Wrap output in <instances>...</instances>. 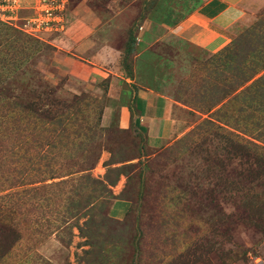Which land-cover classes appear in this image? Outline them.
<instances>
[{
  "label": "rangeland",
  "instance_id": "1",
  "mask_svg": "<svg viewBox=\"0 0 264 264\" xmlns=\"http://www.w3.org/2000/svg\"><path fill=\"white\" fill-rule=\"evenodd\" d=\"M198 1L0 0V264H264V10L210 51L174 31Z\"/></svg>",
  "mask_w": 264,
  "mask_h": 264
},
{
  "label": "crops",
  "instance_id": "2",
  "mask_svg": "<svg viewBox=\"0 0 264 264\" xmlns=\"http://www.w3.org/2000/svg\"><path fill=\"white\" fill-rule=\"evenodd\" d=\"M252 8L254 13L261 12L264 0H199L196 8L177 24L174 31L192 43L217 51L230 42L233 28L243 22ZM110 55H113L112 52H109ZM99 71L98 67H93L89 77H96ZM127 87H123L124 92L132 100L122 108L123 124L138 122L152 146L164 144L176 130L168 100L152 89L139 88L130 93L126 91ZM117 202L118 199L114 201Z\"/></svg>",
  "mask_w": 264,
  "mask_h": 264
},
{
  "label": "built area",
  "instance_id": "3",
  "mask_svg": "<svg viewBox=\"0 0 264 264\" xmlns=\"http://www.w3.org/2000/svg\"><path fill=\"white\" fill-rule=\"evenodd\" d=\"M44 9L46 10V18L43 19V22H45L46 25L54 26L56 29H59L60 27L63 29V15L62 12H60L63 10L62 7L60 5H56L55 1H52L49 4L45 3L43 5V10ZM0 16H4V12L0 14Z\"/></svg>",
  "mask_w": 264,
  "mask_h": 264
},
{
  "label": "trees",
  "instance_id": "4",
  "mask_svg": "<svg viewBox=\"0 0 264 264\" xmlns=\"http://www.w3.org/2000/svg\"><path fill=\"white\" fill-rule=\"evenodd\" d=\"M138 124H139V123L137 122L136 125L139 126Z\"/></svg>",
  "mask_w": 264,
  "mask_h": 264
}]
</instances>
